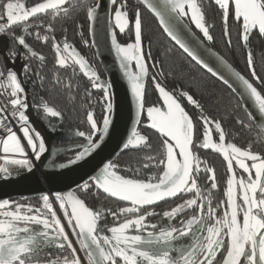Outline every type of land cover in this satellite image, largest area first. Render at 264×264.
Instances as JSON below:
<instances>
[{
	"label": "snow or ice",
	"instance_id": "1",
	"mask_svg": "<svg viewBox=\"0 0 264 264\" xmlns=\"http://www.w3.org/2000/svg\"><path fill=\"white\" fill-rule=\"evenodd\" d=\"M141 2L158 19L167 38L182 50V55L229 88L235 90L232 81L242 85L241 94L250 97L261 117H264V92L258 90L248 78L205 44V40L213 41L214 36L210 34V25L207 24L197 0ZM232 3V20L242 28L245 44L254 32L264 37V0H232ZM66 4H70V0H44L33 7H26V3L20 0H0V21H6V24L0 23V35H6L12 26L19 24H23V32L32 35L30 28L39 29L43 25L28 24L30 17L38 14H50L53 17L61 13L68 15ZM215 4L222 12L223 27L227 35L230 0H215ZM101 7V0H94L87 7L86 17L93 25L100 18L98 13ZM107 7L114 13L115 26L120 33H125L126 29L134 31V43L124 46L118 43L113 34L111 47L130 85L131 95L136 100L137 122L141 113L146 112L149 121L147 127L159 134V157H148L155 163L145 164L144 168L155 167L160 172L145 173L139 167L127 166L122 169L117 163L109 161L98 174L91 175L76 186L85 195L93 187L101 189L109 197L129 205L115 209L101 206L93 210L72 190L57 192L54 196L43 194L40 206L8 199L0 201V264H264V152L253 151L252 145L241 147L236 143L226 142L222 124L210 119L203 111L194 119L185 110L183 102L186 99L189 105L201 109L199 101L188 91L169 90L162 84V62L152 56L151 40L147 52L142 49L143 22L140 9L136 8L134 18L130 20L128 0H108ZM189 14L191 23L202 36L197 35L185 19ZM46 31H53L51 24ZM34 38L44 43L51 40L56 53V64L60 68L70 67L68 62L71 60L72 65H79L83 74L89 78L91 88L103 92L100 99L104 109L102 127L94 119L93 112L89 111L86 120L91 130L76 132V136L83 138L84 143L76 145L75 148L80 150L74 157L59 163L57 167L63 170L86 163L102 149L110 135L114 108L112 85L102 81L70 43L64 41L61 47L55 35H41L39 31L35 32ZM9 39L18 47H11L4 53L5 66L8 68L6 75L0 69L3 81L0 87L10 89L11 96L10 101H0V129L6 133L0 143L3 153L21 157L7 163L31 172L35 164L29 158L28 150L34 160L39 162L47 146L42 134L30 122L27 114L30 105L19 75L8 64L14 65L17 59H21L24 61V77L27 79L33 74L39 77L38 72L34 73L30 61L37 58L43 63L45 57L38 55L24 35L17 36L12 32ZM168 52L171 53L172 49H168ZM145 56L154 61L151 65L155 70L154 74H150ZM133 61L137 71L131 70ZM247 66L259 85L264 87V80L257 76L254 69L251 53L247 56ZM148 77L159 93L158 99L162 101L159 106L146 107L145 80ZM85 91L90 97L91 91ZM33 107L37 111L42 108L43 113L51 118L62 116L59 110L49 106L42 97L40 103ZM9 116L19 126L26 145L10 126ZM198 121L202 122V140L197 138ZM237 122L245 126L244 120L238 119ZM259 123L264 128V120ZM51 130H58V126L53 125ZM213 132L218 134V142L213 141ZM144 147L150 148L151 145L147 143L146 136L135 128L121 144L122 151ZM195 149H213L222 154L226 162L227 208L222 215L218 214L220 205L213 206L211 190L218 189L215 175L211 176L210 187L198 182L202 162ZM237 168L240 170L239 174ZM203 171L214 173L211 167H204ZM124 172L131 174H122ZM0 173L4 174L3 178L12 176L8 167H0ZM191 193H194V198L182 199ZM170 198L182 199V202L176 203L170 210H156L154 206L158 202ZM58 210L62 217L58 215ZM189 210H192L191 214ZM106 212L113 218L112 226L101 223ZM185 214H189L188 218H185ZM157 216L160 217L158 221L150 222L149 218ZM63 221H66V225ZM173 221L177 223L174 224ZM66 227L71 229V233L66 231ZM70 235L75 237L84 258L77 253ZM54 245L61 253L66 254L52 257L47 249Z\"/></svg>",
	"mask_w": 264,
	"mask_h": 264
},
{
	"label": "trees",
	"instance_id": "2",
	"mask_svg": "<svg viewBox=\"0 0 264 264\" xmlns=\"http://www.w3.org/2000/svg\"><path fill=\"white\" fill-rule=\"evenodd\" d=\"M27 6L35 5L43 0H26ZM94 3V0H72L70 4H66L68 7V15L63 13L58 16H51L50 14H42L39 16V20L36 24H42L43 27L36 29L33 27L32 37L27 39L30 46L37 51L38 55H43L45 61L41 63L37 58H33L30 61V65L34 70V73L38 72L39 77L35 74L31 75L29 78H25L22 72L24 61L17 59L15 66L18 68V75L22 82V86L25 89V93L28 97V102L30 105V111L35 114V112H43L42 108L40 111L34 109V104L40 103V98L48 103L49 106H53L62 113V119L70 127L74 125H88L86 120L87 113L91 111L90 100H99L98 91L96 89H91V96L89 97L86 93L88 90V84L83 77V73H77L76 69L72 68H60L56 65V53L52 48V41L49 40L47 43L38 41L34 38L35 32L39 31L41 35H55L57 42H60L61 47L63 42L66 41L70 43L84 58L83 50L86 48H91L90 40V22L86 17L87 7ZM129 3V16L130 20L134 18V13L136 8H139L142 14L143 22V37L142 41L144 44L145 52L149 49V40H151V54L154 58L159 59L162 64V71L164 77L167 81L171 82L172 86L180 85L182 87H188L190 91L197 92V89L201 86L203 88L204 96L207 94L213 95V106L214 110L222 115V118L226 121L232 118L233 126L243 128L237 120H244L245 126L252 124L247 118L242 103L238 97L229 89L227 86L223 85L218 79L212 77L205 70L196 66L194 62L190 61L185 55H182V50L175 46L174 42L167 38L166 34L163 33L162 28L158 24L155 17L137 0H128ZM206 13L211 21H214V11L212 5H205ZM34 24V25H36ZM51 24L53 27L52 32H47V26ZM215 24V30L223 31V27L219 26L218 23ZM113 34L116 35L117 41L118 33L113 26ZM216 31V32H217ZM20 33V32H19ZM134 32H127L124 36L131 38ZM218 34V33H217ZM8 35V34H7ZM221 35V34H220ZM9 36V35H8ZM222 36V35H221ZM252 43L250 48L245 50L241 44L242 39L239 37H233L231 41L233 42V47L228 50V43H226V38H221V41L225 43L221 48L224 51V55L227 57L228 61L241 73L251 74V71L247 66V56L251 53L254 60V69L256 74L260 79L264 80V37L260 35H254L251 37ZM87 41V43H85ZM119 43V41H118ZM227 45V46H226ZM18 47L14 41L10 39V47ZM219 48V47H218ZM168 49H172L169 53ZM220 49V48H219ZM23 51L22 49H20ZM230 52V54L227 52ZM90 52L92 50L90 49ZM147 57V56H146ZM154 62V61H152ZM252 76V74H251ZM42 78V79H41ZM256 80V79H255ZM210 81H214L218 84V87L213 86ZM258 90L264 92V87L256 84ZM227 92H226V91ZM37 117V116H35ZM76 126V127H77ZM252 130V129H250ZM256 133H251L255 135ZM135 149L124 150L116 159L115 163L124 167H133L137 160V156L133 153ZM75 147L67 148L63 152H56V156L52 161L51 167L54 169L61 162H66L68 158L74 157ZM144 158V159H143ZM140 159L145 161V157L141 156ZM10 165V172L21 174L26 172V170L18 169L17 166ZM78 194L83 198L90 207H100V205H109L111 199L106 197L99 189L95 187L92 188L91 192L85 195L79 189H77ZM12 201L30 203L33 206H40V197L34 198H17ZM59 250V249H58ZM60 252V250H59ZM61 253V252H60ZM66 253H61L65 255Z\"/></svg>",
	"mask_w": 264,
	"mask_h": 264
},
{
	"label": "flooded vegetation",
	"instance_id": "3",
	"mask_svg": "<svg viewBox=\"0 0 264 264\" xmlns=\"http://www.w3.org/2000/svg\"><path fill=\"white\" fill-rule=\"evenodd\" d=\"M197 3L201 6V11L205 14V20H206L207 24L210 25V34H212L214 36L213 41L208 42L205 40V43L208 44V46H210L214 50H216L218 53H220L224 58L227 59V57L224 55V51L220 47L221 44L222 45L224 44V42L221 41V38H226V43H228V46L227 45L226 46L228 47V50H230V47L231 48L233 47V42H235V40L231 41V39L233 37H239L240 39H242L241 44H242L243 48L245 50H247L248 48H250L251 43H252L251 37L254 35H259L258 32H254L253 35L250 37L249 41L247 42V44H245V42L243 41L242 28L240 27V25L238 23H236L232 20V13H234V3H232V0H230L231 12H230V18H229V23H228L227 35L225 34V30L223 27L224 22H223V18H222V12L219 9V7L215 4V0H197ZM207 4L213 6V11L215 14L213 22L218 23L219 26L223 27V31L220 30V32H219V31L214 29L215 24H213V22L211 21V18L210 19L208 18L207 13H206L205 5H207ZM27 7H32V6L29 5ZM41 15H39V16H41ZM39 16L33 17L27 23L31 24V25L36 24L39 20L38 19ZM185 19L189 22L190 26L194 29V31L197 33V35L202 36V34L199 33V31L197 29H195V25L191 23L190 16L186 17ZM22 29H23V24L15 25V26H12L11 31H9L7 34L10 36L12 34V32H14L17 36L24 35L25 37H28L30 39V37H32V35H29L28 33L23 32ZM115 30L118 33V39H119L118 41L122 45H127V43L134 42V33H133V37L128 38V37L124 36V34L129 32L128 30H126L125 33H120L116 27H115ZM32 31H35V30H33V28H30V32H32ZM90 40H91V38H90ZM90 49L92 50V52H90ZM143 50L145 51L144 44H143ZM83 52H84L83 55L86 57L85 59L88 62L89 67H91L92 69H94L96 71L97 75L101 78L102 81H107V76L105 74V71L102 68L100 61L97 58V55H96V52H95L94 47L92 45V42H91V48H86L83 50ZM145 60L149 66L150 74H154L155 70L152 69V67H151L153 62L151 60H148L146 56H145ZM4 63L6 65V61H4ZM68 63H69V65H71L68 68L76 69L77 73H80V74L83 73L80 70L79 65H72L71 60H69ZM8 67H14L18 73V68L15 65L8 64ZM6 69H8V68L6 67ZM131 70L137 71L134 61L131 64ZM242 74L246 78H248L250 80V82H252L254 84V86H256V84H258V82L255 80V78L253 76H251V74L249 75L247 72L242 73ZM82 75L88 84V90L91 91V89H90L91 81L84 74H82ZM163 77H161L160 79H161L162 84L164 86H166L167 89H169V90L179 89L182 91H188L191 95H193V97L195 99H197L199 101V103L201 104V109H195L193 106H191L187 103L186 99L183 102V106L185 107V110L188 111L189 114L194 119H197L200 112L203 111V113L205 115H207L210 119L219 121L222 124V127L226 133V142H233V143H236L237 146H241V147H247L249 145H252L253 151L258 152V153L264 152V133L262 132L260 127L252 119H249V115L246 112V109L243 107V105H242V107H243L246 115L248 116L247 118L250 120V122H252V124H248V125L244 126L243 128H239V127L235 128V126H233V124H232V118L231 119L229 118L228 120L225 121L222 118V115L214 110V106H213L214 96L210 95V94H207V96H204L203 88L201 86L199 87V89H197V92L190 91V89L188 87H182L180 85L172 86L171 82L167 81L165 78L163 79ZM210 83L213 86L218 87V84L216 82L210 81ZM145 84H146V89H147L146 107L147 106H153V105L159 106L162 103V101H160L158 99L159 93L154 89V85L152 84L150 77L146 78ZM97 91H98L99 95L96 97H98L99 100H96V98H95L94 100H90L89 103L91 104L90 108H91V111L93 112L94 119H97L99 121V126L102 127V119H103V115H104V109L101 107L100 99L103 96V92L100 90H97ZM28 112L34 116V117L32 116L33 119L30 117V121H31V123H33L36 130H38V127L40 126L41 128L45 129V131L47 133H49L50 135L53 136L52 144L58 152H63L67 148H72V147L74 148L76 145L84 143L83 138L76 136V132L80 131V130H83V131H90L91 130L89 123L86 126L85 125L84 126L83 125L77 126V125L72 124L69 127L67 125V123L60 117L51 118L50 116H48L46 113H43V112H40V113L35 112V114H34L33 112L30 111V108L27 110V114H28ZM35 116H37V117H35ZM148 123H149V121L147 120L146 112H142L140 122L137 126V131L140 132V134L146 136L147 143L150 144L151 147L150 148L144 147V148L133 150V153L138 157L136 162L133 164L134 165L133 168L139 167L145 173L156 172L157 174H159L160 170L156 169L155 167L144 168L145 164H154L155 163L153 160H149L148 157L151 156V157H157L158 158L159 157V151H161L159 149V143H158L159 134L156 133L155 130L148 128L147 127ZM53 125L58 126V130L52 131L51 129H52ZM201 125H202V122L198 121L197 122V129H198L197 130V138H198V140L203 139V129H202ZM213 127H214V125H213ZM250 129H252V130H250ZM252 132L256 133V134L251 135ZM212 137H213L214 142H218V134L213 132ZM62 138H64V139H62ZM79 150L80 149L75 148V154ZM194 151L200 157V160L202 162L201 163V172L199 173V176H198V182L202 185L208 184L210 187V183L212 182L211 176L214 174L216 177L215 182L218 183V189L211 190V194H212V199H213V206L220 205V212L218 214L222 215L223 211L227 208V204H226L227 197L225 195V192H226V188H227L226 179H227L228 173H227V168H226V162L223 160L222 154L215 152L213 149H195ZM146 155H147V159L142 162V160L144 158L140 159V157L141 156L145 157ZM116 159L113 161L114 163H115ZM204 167L213 168L214 173L204 172L203 171ZM121 168L123 169L122 166H121ZM237 172H238V174L240 173V170L238 168H237ZM122 174L130 175L131 173L124 172ZM253 174H254V170H253ZM77 193H78V191H77ZM105 196L109 197L107 195H105ZM109 198L111 199V203L109 205H105L104 206L105 209H109V208L115 209L118 206H129L125 202H121V201L116 200L112 197H109ZM188 198H194V193L187 194L182 199H188ZM182 199L171 198L167 201L158 202V204L155 205L154 207L156 208L157 211H161V212L163 210H170V208L175 206L176 203L182 202ZM101 206L103 207V205H100V207ZM91 208L93 210H95L98 207L95 206V207H91ZM191 211L192 210H189V214H191ZM189 214H185V218H188ZM159 219H160L159 216L149 218L150 222H156ZM241 219H242V216H241ZM177 220H179V217L177 218ZM101 223H107L109 226H112L113 218L110 215H108L106 212L105 218L101 221ZM173 223L176 224L177 221H173ZM149 230H151V229H149ZM105 234H109V233L105 232ZM47 251L51 254L52 257L62 256L58 250V247L55 245L48 248Z\"/></svg>",
	"mask_w": 264,
	"mask_h": 264
},
{
	"label": "water",
	"instance_id": "4",
	"mask_svg": "<svg viewBox=\"0 0 264 264\" xmlns=\"http://www.w3.org/2000/svg\"><path fill=\"white\" fill-rule=\"evenodd\" d=\"M137 1L146 8L141 0ZM21 2L27 3L26 0H23ZM41 2H44V0ZM101 3L102 7L100 9V12L98 13L100 18L96 22H94V25L93 22L90 23V38L97 58L100 61L102 68L107 76V82L112 85L111 93L114 108L112 112L113 124L111 125L110 135L106 138L102 149L94 154L91 158H89L86 163L60 170L58 169V167L54 169L51 167L52 161L54 160L57 152L56 148L52 144L53 136L39 126L38 130L43 135L46 141L47 150L43 154L41 160L38 162V169L34 168L31 172L26 171L21 174L12 173L11 178H3L4 174L1 173L0 201L4 199L12 201L17 198L41 197L43 194L47 193V188L52 193H66L68 190H72L77 193L76 186L82 181L87 180L91 175L98 174V171L103 167L105 163H108L109 161L113 162L117 158V156L121 154V144L126 141L128 136H130L131 130L133 128L137 130V126L140 120L139 122H137L136 100L131 95L130 85L126 77L123 75V70L119 66V60L116 57L114 49H112L111 47V36L114 32L112 30L113 26H115L114 13H112L111 9L107 7L108 0H101ZM148 11L154 16V14L150 10ZM39 15L41 14H38L37 16ZM32 18L33 17H30L29 20ZM155 19L158 21L156 17ZM116 28L118 29V27ZM206 45L208 46V44ZM7 48L8 38L3 35L0 37V49L6 50ZM212 50L215 51L218 55L222 56L213 48ZM224 59L229 64H231L226 58ZM232 67L236 71H239L233 65ZM220 82L223 83L222 81ZM232 83L234 84L235 90H233V88H229L228 85L226 86L231 89L239 98L248 115L250 113L251 119L260 127L259 122L261 120H264V117H261L258 108L252 101V99L247 95L241 94L243 92L242 85L235 81H232ZM28 115L31 118L33 116L29 112ZM260 129L264 133V128L260 127ZM99 190L103 193L101 189ZM77 195L79 194L77 193ZM114 199L118 200L117 198Z\"/></svg>",
	"mask_w": 264,
	"mask_h": 264
},
{
	"label": "built area",
	"instance_id": "5",
	"mask_svg": "<svg viewBox=\"0 0 264 264\" xmlns=\"http://www.w3.org/2000/svg\"><path fill=\"white\" fill-rule=\"evenodd\" d=\"M21 1H23V0H20V2ZM14 2H15V0H14ZM0 23L6 24V21H0ZM1 36L2 35H0V37ZM5 68H6L5 67V63H4L3 59L1 58V54H0V69H2L5 72V75H6L7 71H6ZM0 83H3L2 78H0ZM9 93H10V89L5 90L3 87H0V94H2V95H0V101H10L11 100V96H10ZM8 109H9V112H10V110H11L10 103L8 104ZM9 122H10V126L13 128L14 131L17 132V134L21 137L22 142L25 143V145H26V141H23L22 133L19 130V126L16 124V122L14 120H11L10 116H9ZM32 125H33V123H32ZM5 137H6V133L2 129H0V141H2ZM28 152H29V158L32 159L34 164H35V169H38V162H36L34 160V157H32L31 151L28 150ZM19 158H21V157H19L18 155H15V154H11V153L5 154V153H3L2 143H0V167H5V165L7 164L8 161H11L12 159H19ZM46 194H49L50 196H54L55 193H52L48 189ZM58 215H61V217H62V213L59 212V210H58ZM63 222L66 225V221H63ZM66 231L71 233V229H69L67 227H66ZM70 238L73 240L74 246L77 248V253L80 252L81 250L79 248V245L76 244V242H75V237H72L70 235Z\"/></svg>",
	"mask_w": 264,
	"mask_h": 264
},
{
	"label": "bare ground",
	"instance_id": "6",
	"mask_svg": "<svg viewBox=\"0 0 264 264\" xmlns=\"http://www.w3.org/2000/svg\"><path fill=\"white\" fill-rule=\"evenodd\" d=\"M3 36V35H2ZM7 38H8V48L7 49H9V47H10V39H9V36L6 34L5 35ZM6 49V50H7ZM6 50H2V49H0V53L2 54L1 55V58L3 59V61H5V58H4V53H5V51ZM6 69V68H5ZM8 69H6V71H7ZM47 190H48V188H47ZM57 208H58V204H57ZM78 254L81 256V258H84V253L82 252V251H80V252H78Z\"/></svg>",
	"mask_w": 264,
	"mask_h": 264
},
{
	"label": "rangeland",
	"instance_id": "7",
	"mask_svg": "<svg viewBox=\"0 0 264 264\" xmlns=\"http://www.w3.org/2000/svg\"><path fill=\"white\" fill-rule=\"evenodd\" d=\"M223 42H224V41H223ZM224 43H225V42H224ZM227 51H228V50H227ZM228 53L230 54L229 51L227 52V54H228ZM67 129H68V128H67ZM61 130H62V129H61ZM9 164H10V163H7V164L5 165V167H8V168H9V171H10V165H9Z\"/></svg>",
	"mask_w": 264,
	"mask_h": 264
}]
</instances>
